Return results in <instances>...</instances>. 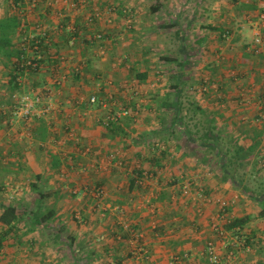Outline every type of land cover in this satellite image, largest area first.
I'll list each match as a JSON object with an SVG mask.
<instances>
[{
    "label": "crops",
    "instance_id": "1",
    "mask_svg": "<svg viewBox=\"0 0 264 264\" xmlns=\"http://www.w3.org/2000/svg\"><path fill=\"white\" fill-rule=\"evenodd\" d=\"M89 2L103 13L115 8L113 24L99 20L94 26L108 35L96 44L80 40L75 47L68 46L67 36L56 28L58 21L53 15H46L50 10L42 2L29 20L30 24L46 20L53 35L52 50L84 59L82 75H73L64 84L63 110L50 115L49 125L39 119L9 125L10 114L2 107L13 106L22 89L50 82L55 61H44L45 66L30 74L27 84L18 89L7 80L10 62L0 54V211L2 205L9 204L20 217L11 229L0 222V264H39L40 260L43 264H107L110 252L113 264H142L129 254L131 233L123 227L124 222L148 247V264H212L205 253L209 240L221 257L219 264H264L260 207H255L251 203L255 199L222 169L230 160V167L239 175L248 160L264 157V123L253 121L259 114L264 120V54H253L246 47L253 32L246 15L255 17L264 11V0ZM6 3L11 7L10 0ZM15 14L0 8V19ZM128 19L130 28L125 27ZM224 31L229 32L228 38L222 37ZM18 38L19 31L13 46ZM152 46L157 53L152 52ZM169 66L172 81L162 78L159 82L153 74ZM97 74L103 79L100 88L94 83ZM201 82L208 85L201 94L184 97L180 92ZM131 85L144 89L136 121L127 117L106 128L101 124L106 109L90 106L86 100L75 107L65 102L98 92L101 97L112 93L118 103H132ZM12 87L18 89L13 95ZM66 120L76 138L65 133ZM51 135L58 146L69 148L76 167L83 165L88 171L69 173L67 181L58 177L61 157L50 145L41 144ZM82 146H92L91 155L77 156L76 149ZM237 147L250 152L247 159L232 155ZM117 148H121L129 170H157L156 180L139 188L129 170L119 173L113 167L104 172L93 167L94 157ZM223 151L232 153L222 159ZM258 165L255 161L252 167L257 173ZM185 179L192 185L186 197L180 192ZM100 184L111 193L112 206H121L124 214L112 209L107 217H101L92 200H78L70 192L74 186ZM197 189L203 190L204 199L197 198ZM11 190L16 191L15 196ZM39 190L44 196L37 205ZM219 200L227 202L224 210ZM150 204L155 205V211L148 208ZM38 206L42 215L52 211L53 220L33 224L30 217ZM76 211L82 214L83 223L75 219ZM237 218L246 222L236 229L227 228L226 223ZM214 223L220 224L222 235L213 229ZM42 231L49 240H39ZM56 246L62 251L58 259L51 253ZM231 249L235 257L228 259Z\"/></svg>",
    "mask_w": 264,
    "mask_h": 264
},
{
    "label": "built area",
    "instance_id": "2",
    "mask_svg": "<svg viewBox=\"0 0 264 264\" xmlns=\"http://www.w3.org/2000/svg\"><path fill=\"white\" fill-rule=\"evenodd\" d=\"M10 1L12 9L21 12H24V10L25 12L27 11L24 18H20L18 25L19 38L17 48L19 56L18 59L15 60L9 67L11 72L9 77L10 80L17 86L18 89H22L25 86V83L27 84L28 76L39 71L43 66H45L44 61L48 58L55 57L56 62L52 65L50 70L52 76V80L50 82L46 81L47 83H43V85L38 88L22 89V91L16 94L13 106L7 105L9 108H2H4V112H9L10 114L8 119L9 125H13L14 122L18 120L28 122L33 119H43L48 122L51 114L63 110L62 88L73 75H82L84 69V59H74L73 54L70 56H63L60 55L59 52L52 50L51 42L53 35L50 32L51 27L47 25L46 20H36L34 23L30 24L27 18L33 14L35 8L41 5L40 3L42 2L50 10L49 13L46 11V15H53V18L58 21L56 28L63 31V33L67 36L68 46L71 47L72 44H75L76 42L78 43L80 40L88 44H96L100 41L106 40L108 35L104 31L94 30V26L99 20H103L106 24H113L114 7L107 8L106 13H103L98 6L92 7L88 12H84L82 9L89 5L88 0ZM73 11H76L78 13L77 16H80V18L82 15V24L79 23L80 19H75L74 15L76 14H71ZM126 12L128 13L129 9H126ZM246 19L250 21L253 30L251 39L247 44V50L253 54H261V52L264 51V12H259L255 17L246 15ZM131 23L132 21L128 19L125 23V27L130 28L132 26ZM229 36L228 31H224L222 33L223 38H228ZM66 64H68V66H66ZM94 78V83L100 88L102 85L101 81H103L102 77L97 74ZM207 88V83L201 82L198 86L190 87V90L193 93H201L207 90ZM241 92L245 93L244 89L241 90ZM83 100H86L90 106H99L102 109H106L107 112L101 121V124L107 128L112 124H118L122 119L127 117L135 119L141 112L140 101L137 100L132 101V103H120L119 105L112 93H107L101 97L98 92H92L86 97L80 96L74 101H70V99L67 98L65 102L75 107ZM113 106L116 107L115 111H111L110 109ZM253 121L254 123H264L263 116L261 114L257 115ZM63 129L68 136L76 138L69 121H65ZM90 150V146L81 148V152L84 155L89 154ZM67 155L68 154L66 153L64 154L63 160L64 158L65 160L67 159L66 163L73 166L71 164L73 157L69 154L70 161L68 162V158L66 157ZM80 168L81 171L86 169L84 166ZM258 168L264 170V157L259 159ZM64 173L65 170L61 172V174ZM158 174L159 172L155 173L151 171L149 172L148 170H142L140 173H137L136 176L138 183L142 185L144 181L156 178ZM180 188L184 195H188L191 188V181H183ZM18 191L20 190H17V192ZM85 191V194L92 193L93 198L95 197L97 202L102 201V198L104 197V189L101 185H96L92 192L89 187H86ZM74 193L81 194V190L76 189ZM197 194L202 196V193L198 192ZM198 195L197 198L199 197ZM217 202L219 203L221 209L224 210L227 202L225 200H219ZM116 210H118L119 213L123 211L122 207L119 206ZM77 216L79 217V215ZM125 228H128V225L125 226ZM213 229L219 231L220 234L223 232L219 223H214ZM133 238L136 240H132ZM140 238L141 235L138 233H132L130 240H132V243L134 244L133 247L135 248V253L137 254L136 258L147 261L150 257V252L148 251L146 244L140 241ZM205 253L210 263L219 264L221 262V257L219 256L217 248L212 240L207 241L205 245ZM234 257V251L232 249L229 250L227 258L233 259Z\"/></svg>",
    "mask_w": 264,
    "mask_h": 264
},
{
    "label": "rangeland",
    "instance_id": "3",
    "mask_svg": "<svg viewBox=\"0 0 264 264\" xmlns=\"http://www.w3.org/2000/svg\"><path fill=\"white\" fill-rule=\"evenodd\" d=\"M6 1L7 0H0V8H4V9H6V10H8V12L9 13H16V15L17 16H20L21 17V19H22V17L24 18V15H25V13L27 12H25V10H24V12H21V11H16V10H14V9H12V7H10V6H8L7 5V3H6ZM88 3H89V5L88 6H86V7H84L83 9H82V11H84V12H88V11H90V9L92 8V7H94L95 5H93L91 2H89V0H88ZM5 5H7V6H5ZM9 8H11V9H9ZM40 9H42V8H40ZM38 10H39V8L38 7H36L35 8V10H34V12H33V14L35 13V14H37L38 13ZM115 10V8L113 9V11ZM75 13H77L76 11H73V12H71V14H75ZM33 14L32 15H30L27 19L28 20H30V21H32V16H33ZM74 17H75V19H77V20H79V23H83V17H82V15H81V18H80V16H77V15H74ZM17 31H18V27H17ZM165 32L166 33H169V31H167V30H165ZM81 42H83V41H81ZM84 44H85V42H83ZM82 43V44H83ZM76 44V43H75ZM75 44H72V46L71 47H75ZM77 46V45H76ZM154 46H152V52H156L157 53V50H155L154 48H153ZM247 47V46H246ZM59 54V53H58ZM264 54V51H262L261 52V55H263ZM60 55H63V54H60ZM72 55V54H71ZM74 55V54H73ZM258 55H260V54H258ZM75 56V55H74ZM223 55L221 54L220 56H218L219 57V59L220 60H222L221 59V57H222ZM3 60H7L6 59V57H4L3 58ZM66 66H68V64H66ZM172 67L171 66H169V67H165L164 68V70H163V72H161V71H158V73H155V74H153V76L154 77H158V78H160V80H159V82H161V80H162V78H165L166 80L168 79V81H172L171 80V76H172ZM187 73V72H186ZM156 75V76H155ZM8 76V75H7ZM10 76H8L7 77V80H10V78H9ZM131 88H132V94H131V97H132V101H140L139 99H141V96H140V93H142V92H144V89H142L141 87H138V85H131ZM16 91H18V89L17 88H13L12 87V89H11V94L13 95V93L14 92H16ZM185 91H186V93L184 92L183 93V96L184 97H188V95H192V94H201L200 92H196V93H193L191 90H190V88L189 87H187V88H185ZM134 92H136V93H134ZM17 93V92H16ZM188 94V95H187ZM218 94H220V92H218ZM137 96V97H136ZM129 100H130V98H129ZM124 103H126V102H124ZM141 103V102H140ZM119 105H120V103H118ZM122 104V103H121ZM102 110V109H101ZM132 119V118H131ZM138 119V117L137 118H135V119H133V120H137ZM40 121H45V120H43V119H39ZM31 121V120H30ZM30 121H28V122H25V121H23V120H20V122L21 123H25V124H27V123H29ZM67 121V120H66ZM17 121H15L14 122V124L16 123ZM65 123V122H64ZM69 123H70V121H69ZM259 123H262V122H259ZM47 124L49 125L50 124V120H48V122H47ZM64 125V124H63ZM71 126V125H70ZM103 127H105V126H103ZM107 128V127H106ZM105 128V129H106ZM73 129V128H72ZM75 133V132H74ZM39 135H41V132L39 133ZM70 137V136H69ZM71 139H72V137H71ZM70 139V140H71ZM75 141V140H74ZM76 142V141H75ZM42 145H50V147L52 148V149H54V152L55 153H57V154H59V156L61 157V162H62V164H61V167H62V170H60V172H59V175H58V177H60L62 180H64V181H67V179L70 177V175H69V177H67V175L69 174V173H74V174H84L85 172H87L88 171V169H87V167L86 166H84V167H86V169L84 170V171H81V168L80 167H83V165L82 166H79V167H76L75 166V162H74V159L72 158V161H71V164L73 165V166H71L70 164H67L66 162H67V159L65 160V158H64V160H63V157H64V154L66 153V154H68L66 157L68 158V162L70 161L69 160V154H71V153H69L68 152V147L64 150L62 147H60V146H58V144H57V142H55L54 141V138L52 137V135L51 136H49V138L48 139H46V140H44L42 143H41ZM258 146V145H257ZM49 147V146H48ZM82 147H84V146H82ZM81 147V148H82ZM162 147V146H161ZM81 148H78V149H76V151L77 152H79V153H77V156H80V155H82V156H87V155H91V153L93 152V147L91 146V150H90V154H87V155H83L82 154V152H81ZM163 149V148H162ZM60 153H61V155H60ZM122 150H121V148L120 149H118L117 148V150H113V151H110V150H108V152H106L105 154L103 153V154H101L100 156H96V157H94L95 158V161H94V164H95V166H93L94 168H96V170L97 171H108V170H110L111 168H116L117 169V171L119 172V173H121V172H124V173H126L128 170H129V168H128V166L126 165V163L127 162H125V158H123L122 157ZM112 154V155H111ZM71 156H72V154H71ZM73 157V156H72ZM263 157V156H262ZM93 158V157H92ZM253 163H255V160H248V162H247V166H244V167H242L240 170H239V174H240V176H242V184H244V185H246L247 187H249V188H253V189H255V190H259V189H261V188H264V170H261L260 169V171H259V173H257V172H255L254 170V168H252L253 167ZM65 170V173L64 174H61V172L62 171H64ZM143 170H145V169H143ZM130 171V170H129ZM149 172H150V170H148ZM157 178V177H156ZM156 178H151V179H148V180H146V181H144V183L141 185V187L143 188V187H145V185L146 184H148V183H150V182H154V180H156ZM186 180H189V179H185V180H183V181H186ZM182 184V183H181ZM10 185V184H9ZM101 186H103V189H104V197L102 198V201H100V202H97V199H95V197L93 198V194L92 193H89V194H85V188L86 187H89V189L91 190V192L93 191V188L96 186V185H90V186H86L85 188H81V187H79V186H74V187H72L71 189H70V192L73 194V195H75V197H76V199H78V200H81L82 201V199L84 200V199H89V200H92V207L93 208H95V209H97L96 211L98 212V214H99V216H101V217H107V215H108V211H111L112 209L113 210H116L117 209V205L116 206H112V204L110 203V201H109V199H110V195H111V193L108 191V189H107V187H106V185L105 184H100ZM239 186H241V184L239 185ZM11 187V186H10ZM9 187V188H10ZM141 187H139V188H141ZM191 187H192V185H191ZM76 189H78V190H81V194H79V193H74L75 192V190ZM190 191H191V188H190ZM18 192H20V191H18ZM180 192H181V194L183 195V196H190V192H189V194L188 195H184L183 193H182V191H181V188H180ZM202 193V196H200V194L198 195L197 193ZM11 195H13V196H15V194H16V191L14 190H11ZM197 195L199 196L198 197V199H204V193H203V190L202 189H197ZM88 203H89V201H88ZM99 203V204H98ZM251 203L255 206V207H260L259 206V204L257 205L256 204V202L255 201H251ZM102 207V208H101ZM148 208L151 210V211H155V205H153V204H150V205H148ZM123 209V208H122ZM124 211V210H123ZM121 212V213H123L124 214V212ZM77 215H79V217L77 216ZM75 219L76 220H78V222H80V223H83L84 222V218H83V216H82V214L79 212V211H76L75 212ZM122 224H124L123 225V227L125 228V226H127L128 225V223H126V222H124V223H122ZM125 229H130L129 228V225H128V228H125ZM263 235H264V233H263ZM40 236H41V238H39V240H41V241H43V239H45V240H49L50 238V236L46 233V231L45 232H41L40 233ZM29 237H31L30 235H29ZM135 238H133L132 240H134ZM132 240H128V241H130V245H131V247L130 246H128V250L130 251V255L131 256H133L134 258H136V256H137V254L135 253V248L133 247L134 246V244L132 243ZM136 240V239H135ZM134 240V241H135ZM1 245V244H0ZM54 248V250H52L51 251V253L53 254V256H55V259L57 258H59L60 257V255L62 254V251H61V249H60V247H58V246H56V249H55V247H53ZM52 248V249H53ZM1 249V248H0ZM252 249V248H251ZM128 251V252H129ZM148 251H149V249H148ZM251 252H254L253 250H251ZM250 252V253H251ZM111 255H113V253H109V256L108 257H110L109 259V261H108V263L107 264H112V256ZM136 259H138V258H136ZM150 259H151V256L148 258V260L147 261H145V260H139L142 264H148L149 263V261H150ZM47 263V262H46ZM45 263V264H46ZM5 264H9V263H5ZM10 264H15V263H10ZM39 264H43L42 263V260H40L39 261Z\"/></svg>",
    "mask_w": 264,
    "mask_h": 264
},
{
    "label": "trees",
    "instance_id": "4",
    "mask_svg": "<svg viewBox=\"0 0 264 264\" xmlns=\"http://www.w3.org/2000/svg\"><path fill=\"white\" fill-rule=\"evenodd\" d=\"M17 1V0H16ZM260 12H264V11H260ZM259 13V12H258ZM16 15V14H15ZM20 19L16 16H10V17H5L0 19V54H4L6 58H8L10 65L14 63L15 60L18 59V48L16 45L13 46L12 44V40L13 37L16 35L17 32V27L19 24ZM223 33V32H222ZM264 37V34H263ZM50 59H52L53 61L56 62V58L55 57H51ZM9 64V63H8ZM173 76V75H172ZM171 76V77H172ZM13 83V82H12ZM180 92L182 93H186V91L183 89H180ZM184 123V122H183ZM234 151L232 155L238 157V158H242V159H247V155L250 154V152H245V150L242 147H237L236 149L234 148ZM227 153V154H226ZM224 153V151L220 154L222 156V159H224V157H227L229 154H231L232 152H226ZM262 157H257L255 158L256 163L259 162V159H261ZM232 161L229 160V164L226 165V167H222L223 172H226V175H232L233 180L236 184L242 186L243 190L248 193L249 195H251L255 201L258 202V204L260 205V210H259V216L262 217L264 219V188H261L259 190H255L253 188H249L246 185L242 184V176H240V174L238 175V172L236 174L237 169L235 168H231L230 164ZM143 169H136V170H130V173L133 175L132 180L135 186L141 187V185L138 183L137 180V173H140ZM155 173H157V170L155 171ZM36 187V185H35ZM34 188V187H33ZM39 192V197H38V202L37 205L41 204V202H39L43 196L44 193L41 192V190L38 191ZM121 207V206H119ZM1 211H0V222L9 227V229H11L20 219L19 216H17L16 210L14 208V206L12 205H2L1 207ZM39 206L37 207V210L35 211V213H33L32 217V223L35 224H41L42 221L44 220H53V212L52 211H48V215H42L40 213ZM124 210V209H123ZM23 218V217H22ZM246 222L245 218H237L234 219L228 223H226L227 228L229 229H236V227H241V225H243ZM130 229V236L128 239H130V237L132 236V233H137L136 231L132 230L131 227H129ZM58 236V235H57ZM122 237H124V234L121 235ZM58 238V237H57ZM127 239V240H128ZM0 241H1V235H0ZM58 242V240H57ZM1 244V242H0Z\"/></svg>",
    "mask_w": 264,
    "mask_h": 264
}]
</instances>
